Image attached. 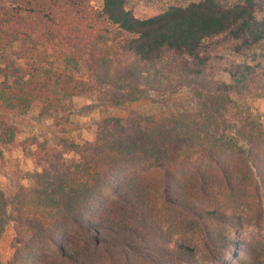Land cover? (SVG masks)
I'll use <instances>...</instances> for the list:
<instances>
[{
    "label": "trees",
    "instance_id": "trees-1",
    "mask_svg": "<svg viewBox=\"0 0 264 264\" xmlns=\"http://www.w3.org/2000/svg\"><path fill=\"white\" fill-rule=\"evenodd\" d=\"M126 1L0 0V171L11 146L36 169L0 190L16 231L7 264H264V236L239 233L264 231V135L231 99L264 95V0L174 3L142 19ZM51 45L66 51L60 65L34 58ZM181 88L196 110L169 108ZM81 94L100 116L77 144ZM34 106L53 143L16 142L12 120Z\"/></svg>",
    "mask_w": 264,
    "mask_h": 264
},
{
    "label": "rangeland",
    "instance_id": "rangeland-1",
    "mask_svg": "<svg viewBox=\"0 0 264 264\" xmlns=\"http://www.w3.org/2000/svg\"><path fill=\"white\" fill-rule=\"evenodd\" d=\"M196 0H127L126 9L132 13L136 18H147L166 10L170 4H187ZM220 4L225 5L234 0H217ZM90 4L93 8L100 9L102 0H90ZM106 55L113 57L117 52L116 45L107 43L104 46ZM66 51L57 46H48L40 48L37 51L35 60L39 61L42 58H50L56 61L57 65H60ZM85 72V63L80 64V74ZM215 79L219 81L228 82L227 76L217 73ZM150 97H153L154 93H149ZM173 101L170 102L169 108L174 111H194L198 108L197 98L190 92L188 88H181L176 93L171 95ZM232 101L234 102L238 113L241 116L248 118L253 124H255L264 135V95L257 94L250 97H242L239 95H232ZM94 100L86 94H81L72 99L70 104V121L74 125V130L68 133V136L73 139L77 144H81L85 141H91L93 138V123L99 119V112L94 110ZM156 107L147 105H137L132 108L133 112L137 114L148 115L156 111ZM12 123L19 129V134L16 137V142H20L28 137H38L40 140L44 137L49 139L50 143H53L51 136L47 135L50 131V121H42L38 117V107L34 106L25 116L13 119ZM4 157L10 160L9 165L0 171V190L6 192L10 188V181H13L16 177H12V172L19 170L20 172L32 173L36 171L32 161L21 151V148L11 146L4 150ZM66 159H74L73 153L65 154ZM28 182H25L27 184ZM88 217L91 215L89 211ZM240 235L264 236V231L257 228H246L240 230ZM16 231L14 224L11 222L8 215V211H3V207L0 211V264H7L11 255L16 248ZM201 264V263H200Z\"/></svg>",
    "mask_w": 264,
    "mask_h": 264
}]
</instances>
